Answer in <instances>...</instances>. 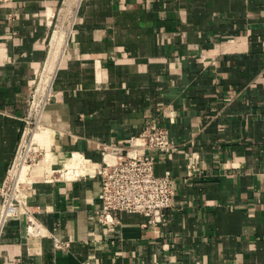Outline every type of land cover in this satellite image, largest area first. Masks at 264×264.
I'll list each match as a JSON object with an SVG mask.
<instances>
[{
	"label": "crops",
	"instance_id": "1",
	"mask_svg": "<svg viewBox=\"0 0 264 264\" xmlns=\"http://www.w3.org/2000/svg\"><path fill=\"white\" fill-rule=\"evenodd\" d=\"M0 49V185L54 67L36 139L52 158L28 190L44 233L13 219L0 264H264V0H15L0 5ZM147 121L180 145L156 164L175 208L165 224L124 213L103 227L102 148ZM74 154L94 170L68 171Z\"/></svg>",
	"mask_w": 264,
	"mask_h": 264
},
{
	"label": "built area",
	"instance_id": "2",
	"mask_svg": "<svg viewBox=\"0 0 264 264\" xmlns=\"http://www.w3.org/2000/svg\"><path fill=\"white\" fill-rule=\"evenodd\" d=\"M15 0H0V5H9ZM3 56L0 49V69ZM51 96L46 100L45 106ZM26 122L27 138L24 139L11 166L7 177L0 185V244L9 223L23 212L27 218V233L32 237L43 236V226L36 221L29 208L28 190L31 182L22 179V164L39 163L45 151L37 145V151L27 152L33 132L41 126L40 118L32 111V105ZM31 126H35L31 129ZM180 150V145L171 137L170 131L157 122L147 121L141 134L132 139L129 145L111 144L102 148V163L93 176L99 177L101 190L99 193V210L95 214L97 224L110 228L121 224L124 213L141 214L148 219L149 225H161L169 221V213L175 208V188L172 173L162 175L156 172L159 156H168ZM107 154L115 157L114 162H106ZM43 156L40 160L39 157ZM188 177L194 176L196 165L188 167ZM91 176V175H86ZM147 225H144L146 227ZM37 231L33 234L31 230ZM56 248L64 249L56 240Z\"/></svg>",
	"mask_w": 264,
	"mask_h": 264
},
{
	"label": "bare ground",
	"instance_id": "3",
	"mask_svg": "<svg viewBox=\"0 0 264 264\" xmlns=\"http://www.w3.org/2000/svg\"><path fill=\"white\" fill-rule=\"evenodd\" d=\"M63 20V19H62ZM60 32V31H59ZM58 32V33H59ZM52 70L54 71V67L52 66ZM52 71V74H53ZM52 74L50 73L48 78L45 79V84H38V88L36 90V94H35V99L32 105V111L35 112L37 114V116L39 118H41L42 113H43V106L46 102V100L49 98V96L51 95V80H52ZM46 131L45 127H39L38 129H36L33 132L30 144H28L27 146V152L26 153H30V152H35L37 151V147H35L34 145H37L39 148L43 149L45 151L44 153V157L43 159L36 164H27L24 163L22 164V167L20 168V175L22 177V179H28L30 177V173L31 171L39 166V164L41 162H49V160L52 158L51 155L49 154V152L46 150V148L44 147V145H42L40 142L38 143V141L36 139H38L39 133ZM27 138V133L25 135V139ZM85 158L81 155H77L74 154V156L72 157L71 162L68 164L67 169L68 171L70 170H76V172L79 174L77 176H82L83 174L86 173H90L92 172L94 169L90 168L86 165L85 162ZM106 162H114L115 161V157L112 154H107L106 158H105ZM87 175H91V174H87ZM33 234H36L37 231L34 232V230H31Z\"/></svg>",
	"mask_w": 264,
	"mask_h": 264
},
{
	"label": "rangeland",
	"instance_id": "4",
	"mask_svg": "<svg viewBox=\"0 0 264 264\" xmlns=\"http://www.w3.org/2000/svg\"><path fill=\"white\" fill-rule=\"evenodd\" d=\"M76 2H77V1H76ZM57 26H58V22L55 24V27L53 28V30H55ZM38 82H39V81H38ZM38 82H37V84H36V86H35V90H34L33 95L36 94V90H37V88H38ZM33 95H32L31 102L33 101ZM48 103H49V102H48ZM34 127H35V126H31L30 128L33 129ZM42 157H43V156H40L39 159L41 160ZM60 176H61L60 173H55V174L52 176V179L60 178Z\"/></svg>",
	"mask_w": 264,
	"mask_h": 264
}]
</instances>
